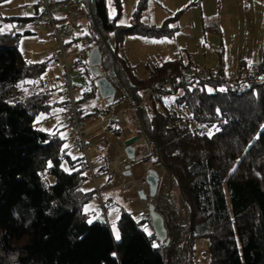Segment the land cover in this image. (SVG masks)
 I'll use <instances>...</instances> for the list:
<instances>
[{"label":"trees","instance_id":"obj_1","mask_svg":"<svg viewBox=\"0 0 264 264\" xmlns=\"http://www.w3.org/2000/svg\"><path fill=\"white\" fill-rule=\"evenodd\" d=\"M66 1L91 7L95 28L114 36L115 50L103 57V68L115 87L122 85L140 101L166 83L140 109V120L157 146V163L186 204L189 226L179 224L178 203L165 192L156 207L172 243L161 244L142 228L150 225L148 212L139 217L123 210L119 240L105 219L89 223L84 206L96 195L95 189H83L89 169L36 122L50 112L57 88L42 77L49 60L24 58L19 42L30 32L17 29L38 24L39 15L0 16L11 26L0 24V264H183L185 249L192 251L200 238L209 239L210 264H264V86L239 91L215 79L184 77L181 70L196 65L182 58L149 66L148 77L139 79L118 57L124 37L174 32L168 21L161 26L140 22L151 0H139L130 27L109 15V0ZM110 1L120 13L122 0ZM210 28L219 29L217 24ZM93 46L104 53L101 41L93 40L88 49ZM84 58L71 73L83 74L81 98L87 99L98 91L99 75L93 74L88 55Z\"/></svg>","mask_w":264,"mask_h":264},{"label":"crops","instance_id":"obj_2","mask_svg":"<svg viewBox=\"0 0 264 264\" xmlns=\"http://www.w3.org/2000/svg\"><path fill=\"white\" fill-rule=\"evenodd\" d=\"M258 1L259 0H257V3L255 2L256 6L251 9L249 14L244 13L242 17H234L231 19L233 23L231 34L234 38V41L229 46L230 55L232 56V58L230 59V64H232L231 67L235 68L239 65H255L264 63V0H261L259 2ZM76 5H78L81 10L84 9L88 11L89 9V7H85L82 4L71 3L67 2L66 0H58L57 4L54 6V13L56 15L57 21H61L64 25H66L65 23H70V13L75 10ZM68 6L71 7L69 11H67ZM35 8V15H39L40 7L36 4V0ZM90 20V14H88V17H85L84 14H81V16H77L76 23L80 22V24L78 26H74V24L72 23L71 31L67 33V35H71V38L66 40V42H68V46L70 45V43H80L82 47L81 52H79L77 58L74 59L75 61L78 60L80 56L84 54V52L85 55L89 54L90 49H88V46L84 45V40L88 34L84 38H82L78 33L80 32L78 29L81 27L83 29H89V35L92 36L93 25L90 23ZM26 28H28L27 31L30 33H42V36L50 38L52 43H56L52 39L49 32L44 30L38 24L31 25ZM75 28H77V30ZM108 37L115 45L114 36L109 35ZM148 40L159 41L157 39ZM161 42L169 45L170 52L166 54L163 52V50L157 49L159 46H162L160 42H158L157 45L153 44V46L149 47V50L155 52V60H159L161 63H163L165 61L182 58L176 52L175 47H173V43L170 44L169 42H167V40L166 42ZM45 57L46 59L42 61L49 60L50 65L42 77L50 87L55 89L57 88V91L55 92V96L52 102L53 106L50 112L40 114V116L37 117V125L45 133L60 138L64 142V147L67 154L73 160L84 162L83 152L77 147V145L71 138L72 127L67 123L63 115V65L61 59L58 58L57 43L48 46L46 45L45 48H43V58ZM84 57L83 60L85 59ZM118 57L120 60H126L128 64L133 65L132 60L129 58L125 51L123 52V49L120 53V56ZM55 60L56 63H52V61ZM118 64L119 63L117 62V68ZM154 64L155 63L151 62L149 63V66H154ZM218 64L221 67L226 66L225 61H222L220 59H218ZM102 69L104 71V74L108 77V74L103 66ZM58 70L60 73L58 72ZM56 71L60 74V77L53 76L54 72ZM72 74H74V76H78V78L75 79L74 82L77 86L79 94L82 96L83 88L80 87V85L84 84L83 74L81 73V71L76 72L73 70ZM115 88L116 95L114 102L110 103L107 100L103 99L98 91H96L91 97L86 99L89 100L94 97L95 100L92 105V101H89L87 105L84 102L86 113L84 124L87 130L88 144L87 153L91 169L94 173V176L96 177V181L94 182L90 175L88 181L83 186V189L86 191L94 189L96 190L95 197L84 206V211L88 214L89 219L92 220L91 222L97 219L100 220L98 214L95 212L96 199L99 200L101 206L103 205V203H105V209L106 205L112 208L120 207L122 211H128L135 216H144L146 214L144 203L138 198V190L139 188H142L144 186L137 188L136 183L143 182L147 169L154 168L155 170H157L159 175L160 172L158 168L166 171L165 168H163L162 163L157 164L155 162V156H152V154H155V151H157L156 145L144 132L136 114L127 109L130 101H134V97L130 93L125 92V89L124 87H122V85H120L119 88ZM108 104L113 105L116 110L118 130L115 132L108 131L105 125L100 123L99 117L97 116L96 111ZM134 136H139L140 140L135 145V159L131 162H128L124 152V141ZM108 156L113 157L112 161L109 164H107L106 161V158ZM127 164L131 165V177H127L124 175L125 166ZM83 166H85V164ZM166 173L169 175L167 171ZM169 178L171 181L170 175ZM97 191L99 192V194ZM149 227H151V225H149Z\"/></svg>","mask_w":264,"mask_h":264},{"label":"rangeland","instance_id":"obj_3","mask_svg":"<svg viewBox=\"0 0 264 264\" xmlns=\"http://www.w3.org/2000/svg\"><path fill=\"white\" fill-rule=\"evenodd\" d=\"M138 2L139 0H122L123 7L121 12L118 13L117 8L109 0V15L112 18L117 17L116 23L118 25L130 27L134 19V13L138 7ZM255 2L257 3V0H151L147 8L142 12L140 22L151 26H161L168 21V26L170 29H173L174 32L171 35L156 38L141 35H128L124 37L122 45H120L118 56H120L123 49V52L125 51L133 62L131 66L134 68L136 76L139 79H145L148 77L149 63H155L154 65L162 64L159 60H155V52L150 51L149 47L153 46V44L157 45V43L160 42L162 46H159L157 49L163 50V52L167 54L170 52V47L166 43L161 42H166L167 40L170 44H174L173 47H175L176 52L182 57L184 62L192 60L196 67L216 69L221 67L218 64V59H220L225 61L226 69L233 70L234 67H231L232 64H230L232 56L230 55L229 49V46L234 41L231 34L233 27L231 19L234 17H242L244 13L249 14L251 9L256 6ZM70 9L71 7L68 6L67 11ZM39 12H42L41 8ZM35 14V0L0 1V16L2 17L34 16ZM0 24L4 29L11 28L4 23L2 18H0ZM215 24L218 25V30L210 28V26H214ZM58 25L63 26L64 24L59 21ZM75 29L77 30V28ZM27 30L28 28L26 27L17 29V31L22 34ZM78 30L82 38L90 34L89 29H83L81 27ZM69 38H71V35H66L64 41L66 42ZM148 39H157L159 41H149ZM51 44L56 43H52L50 38L42 36V33H30L21 36L19 49L27 61L35 63L46 59V57L43 58V48ZM69 46L67 55L68 62L71 66L75 61L74 59L77 58L79 52H81L82 47L80 43H70ZM52 63H56V60L52 61ZM118 66L120 67V65ZM58 72H54L55 75L52 73L53 76L60 77V72ZM177 96L178 94L170 96L167 98V101L171 103ZM94 100L95 98L93 97L86 100L85 103L87 105L89 101H92V105ZM160 109L162 110V107H160ZM135 114L139 119L140 110L138 113L135 112ZM37 121L38 118L36 119V122ZM208 133H211V130H208ZM152 156H155V162L157 163L159 159L158 151H155V154H152ZM158 169L161 175L160 193L165 192L174 195L180 209L179 224L188 227L189 215L185 202L178 194L176 188L172 186L166 171L160 168ZM95 212L98 214L99 218L105 219L115 238V231L119 232L118 220L121 216L122 209L120 207L112 208L108 205H106V209H104L99 200L96 199ZM145 213H147L146 209ZM89 221L92 220L89 219ZM142 228L144 230L147 229V233L153 232L149 226H142ZM170 239V243H172L173 238L170 237ZM115 240L117 239L115 238ZM209 244L208 238L197 239L192 251L185 249L183 253V260L185 263H182L210 264ZM155 245H157V241H155Z\"/></svg>","mask_w":264,"mask_h":264},{"label":"built area","instance_id":"obj_4","mask_svg":"<svg viewBox=\"0 0 264 264\" xmlns=\"http://www.w3.org/2000/svg\"><path fill=\"white\" fill-rule=\"evenodd\" d=\"M57 1L58 0H36V4L42 9V12L39 14L38 25L44 30L48 31L52 39L58 45V58L61 59L63 65V115L67 123L72 127L71 138L77 147L83 152L85 166L90 169L89 171L91 178L95 182L96 177L94 176V173L91 169L87 153V130L84 124L86 117L84 102L86 99L81 98V95L77 90V86L75 85L74 80L77 79L78 76H74L71 73V69L74 68L75 70H78L80 68V64L83 60L82 58L85 55L82 54L80 58L74 62L73 66H70L67 55L68 47L64 41V37L71 31V24L76 22L77 16L84 14L85 17H88V14L91 12V7H89L88 11H86L84 9L81 10V8L76 5L75 10L70 13L71 22L64 26H59L54 13V6L57 4ZM90 23L93 25L92 38H85L84 45L89 46L93 40L101 41L104 46V53L102 54L103 60V57H106L108 53L115 50V45L111 42L108 36H103L95 28L92 19L90 20ZM102 66L103 61L101 70L104 73ZM119 68H121V66H118L117 69ZM181 74L184 77L195 76L202 79H215L223 83H230L235 89L239 91L248 90L252 86H264V63L255 65H239L233 70L226 69L225 67H219L216 69H208L204 67H196L193 69L185 67L181 70ZM165 88L166 83H161L159 86L151 88L143 94L140 101H135V99L134 101L131 100L127 109L134 113H138L142 107L147 106L149 97H155L159 89ZM96 112L100 123L105 125L108 131L115 132L118 130L117 115L113 105H105ZM112 159L113 157L108 156L106 158L107 164H109Z\"/></svg>","mask_w":264,"mask_h":264},{"label":"water","instance_id":"obj_5","mask_svg":"<svg viewBox=\"0 0 264 264\" xmlns=\"http://www.w3.org/2000/svg\"><path fill=\"white\" fill-rule=\"evenodd\" d=\"M80 22L74 23V26H78ZM89 65L92 68L93 74H98L99 77L96 79L97 90L100 96L107 100L108 102L115 101L116 88L112 81L108 79L106 75L101 70L102 65V54L98 46H93L88 54ZM135 101H137L135 99ZM139 121L140 114H139ZM142 126V125H141ZM148 136V135H147ZM140 140L139 136L131 137L124 141V152L128 162H131L135 159L136 150L135 145ZM163 168L164 165L162 164ZM131 165L127 164L125 166L124 175L127 177L132 176ZM170 175V174H169ZM160 175L154 168L146 170L145 177L143 182L136 183V187L139 188L140 185L144 186L138 190V198L142 202H146L144 208L148 212V217L150 218V225L153 229V232L161 244H169L170 237L166 227V222L164 216L157 210L156 199L160 194ZM135 183V182H134ZM104 218H100V221H103Z\"/></svg>","mask_w":264,"mask_h":264},{"label":"snow or ice","instance_id":"obj_6","mask_svg":"<svg viewBox=\"0 0 264 264\" xmlns=\"http://www.w3.org/2000/svg\"><path fill=\"white\" fill-rule=\"evenodd\" d=\"M89 223H91V221H89ZM145 231H147V229H145ZM115 238L117 239V240H119L120 239V234H119V232L118 231H115ZM154 247H156V245L154 244L153 245Z\"/></svg>","mask_w":264,"mask_h":264},{"label":"bare ground","instance_id":"obj_7","mask_svg":"<svg viewBox=\"0 0 264 264\" xmlns=\"http://www.w3.org/2000/svg\"><path fill=\"white\" fill-rule=\"evenodd\" d=\"M139 187H142V185H140ZM144 203V202H143ZM146 204V202L144 203V205Z\"/></svg>","mask_w":264,"mask_h":264},{"label":"clouds","instance_id":"obj_8","mask_svg":"<svg viewBox=\"0 0 264 264\" xmlns=\"http://www.w3.org/2000/svg\"><path fill=\"white\" fill-rule=\"evenodd\" d=\"M145 132V131H144ZM141 183V182H140ZM102 207H103V205H102Z\"/></svg>","mask_w":264,"mask_h":264}]
</instances>
